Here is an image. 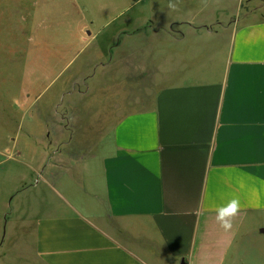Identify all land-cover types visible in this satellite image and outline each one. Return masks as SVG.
Wrapping results in <instances>:
<instances>
[{
    "label": "crops",
    "instance_id": "0c3cea01",
    "mask_svg": "<svg viewBox=\"0 0 264 264\" xmlns=\"http://www.w3.org/2000/svg\"><path fill=\"white\" fill-rule=\"evenodd\" d=\"M145 1H92L103 19L78 2L77 36L107 38L80 50L94 54L86 69L107 56L108 76L86 78L108 86L103 116L115 119L89 143H44L43 167L9 199L0 264H223L264 235L260 0L255 14L241 12L249 0H159L113 25ZM233 197L241 211L225 232L214 209Z\"/></svg>",
    "mask_w": 264,
    "mask_h": 264
},
{
    "label": "rangeland",
    "instance_id": "374dc122",
    "mask_svg": "<svg viewBox=\"0 0 264 264\" xmlns=\"http://www.w3.org/2000/svg\"><path fill=\"white\" fill-rule=\"evenodd\" d=\"M81 1L89 3L92 15L103 19L91 4L97 0H0V227L11 216V196L36 177L31 178L29 169L35 163L43 167L45 153L50 151L44 149L45 142L55 143L52 152L66 140L89 143L115 119L103 116L108 86L87 84L86 76L92 73L108 76L107 56L94 69H86L85 60L94 54L80 46L107 44V38L93 41L88 35L77 36L86 22L78 7ZM158 2L137 4L113 25L128 16L150 13ZM259 4L258 9H264V0ZM241 9L255 14V0L246 1ZM99 25L97 21L92 27ZM121 41L118 38L116 43ZM66 56L71 61L63 68ZM124 72L117 71L121 76ZM123 87L111 90L120 95ZM68 155L76 153L68 151ZM223 264H264V235L238 245Z\"/></svg>",
    "mask_w": 264,
    "mask_h": 264
},
{
    "label": "clouds",
    "instance_id": "9594fccd",
    "mask_svg": "<svg viewBox=\"0 0 264 264\" xmlns=\"http://www.w3.org/2000/svg\"><path fill=\"white\" fill-rule=\"evenodd\" d=\"M169 7L174 8L175 5L170 3ZM214 210L216 212V221L225 232H228L233 227L234 218L241 211V202L239 198L233 197L227 203L217 206Z\"/></svg>",
    "mask_w": 264,
    "mask_h": 264
},
{
    "label": "water",
    "instance_id": "95a60500",
    "mask_svg": "<svg viewBox=\"0 0 264 264\" xmlns=\"http://www.w3.org/2000/svg\"><path fill=\"white\" fill-rule=\"evenodd\" d=\"M180 264H185V261L184 260H181Z\"/></svg>",
    "mask_w": 264,
    "mask_h": 264
}]
</instances>
